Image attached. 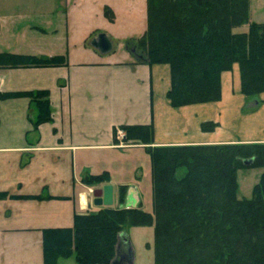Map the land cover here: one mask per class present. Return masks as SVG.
Segmentation results:
<instances>
[{
  "label": "trees",
  "instance_id": "obj_1",
  "mask_svg": "<svg viewBox=\"0 0 264 264\" xmlns=\"http://www.w3.org/2000/svg\"><path fill=\"white\" fill-rule=\"evenodd\" d=\"M105 15L113 18L109 6ZM147 21L143 36L132 42L134 56L169 64L172 106L220 100L222 72L235 63L242 93L264 92V22L250 21V0H147ZM245 24L248 31H234ZM59 64H66L63 55L0 54V68ZM18 95L38 108L35 129L52 119L49 90L1 96ZM216 126L204 122L202 130ZM122 127L127 139L153 140L152 125ZM147 153L153 211L118 206L76 214L73 227L44 230V264L72 255L78 264L117 263L129 254L127 229L140 225H154V264H264V143L150 146ZM249 168L263 171L251 196L239 197L238 172ZM109 180L103 171L86 182Z\"/></svg>",
  "mask_w": 264,
  "mask_h": 264
},
{
  "label": "crops",
  "instance_id": "obj_2",
  "mask_svg": "<svg viewBox=\"0 0 264 264\" xmlns=\"http://www.w3.org/2000/svg\"><path fill=\"white\" fill-rule=\"evenodd\" d=\"M74 9L67 11V15ZM53 11V7L39 0H0V54L51 56H44L41 50L34 51L36 48L33 47L28 50L20 47L27 41H39L47 34L43 18ZM99 33V28L90 31L91 45ZM94 53V59L73 61L71 69L68 68L74 76L89 69L95 74L83 79L79 75L81 80L71 79V85L66 88L68 102H76L78 95L82 103L94 104L98 96L104 95L98 100L96 109L104 106L106 112L109 109L119 115L128 107L127 110L135 111V115L107 123L101 138L99 132L76 135L72 124L70 133L63 135L54 134L46 123L33 130L27 122L16 127L17 132L11 130L15 136L0 139V264H44V230L71 228L76 214H86L101 207L94 203L93 196L99 184H88L86 178L103 171L110 175V171L107 168L94 170L93 163L89 162L92 156L88 154L115 149L118 146L116 128L152 125V146L264 143V92L257 97H246L242 93L237 63L231 70L222 72L220 100L174 107L167 97L171 87L168 64L137 62L134 52L132 58L123 60ZM53 70H60L61 75L70 74L64 67ZM42 81L37 86L27 85L20 90H50L51 86ZM2 90L5 91L0 87ZM25 104L27 112L32 110L37 117L35 103L27 98ZM65 110L70 111V106ZM204 122H213L217 126L212 131H204ZM96 158L101 159L99 155ZM109 181L102 186H113V203L118 201L122 185L132 188L128 197L130 205L137 201L133 189H145L144 179L140 180L137 173L129 180ZM149 185L151 190V177ZM72 257L75 258L74 255L60 258L58 264H71L67 260Z\"/></svg>",
  "mask_w": 264,
  "mask_h": 264
},
{
  "label": "rangeland",
  "instance_id": "obj_3",
  "mask_svg": "<svg viewBox=\"0 0 264 264\" xmlns=\"http://www.w3.org/2000/svg\"><path fill=\"white\" fill-rule=\"evenodd\" d=\"M39 2L54 8L50 15L43 18V26L46 28L47 34L43 35L39 41L24 42L20 48L28 50L33 47L36 48L33 49L34 51L41 50L44 56L51 54L49 57L63 55L66 64L54 66H5L0 68V87L5 89V91H0V139L6 140L15 136L16 127L27 122L32 125L33 130H38L42 124L46 123L48 127H52L51 131L54 134L63 135L70 133V124H72L75 125L76 135L86 134L88 136L91 133L104 132V126L111 121L127 120L129 116L135 115V111L127 110L129 109L128 107L119 115L116 114V111L112 112L109 109L106 112L104 106L101 109H96V104L99 103L98 100H101L104 95L98 96L94 104L82 103L77 95V101L70 104L68 102L69 92L66 88L71 85L72 78L81 80V78H90V76L95 75L91 72V69L77 72L75 76L72 72H69V69L73 66L71 64L73 61L94 59L96 57L94 52L102 55L99 50L91 45L93 37L90 31L94 30V28H99V32L110 36L112 47L103 53L104 56L117 60L133 57L132 49L135 47H133L132 42L140 39L147 29V0H39ZM106 5L113 11L112 19L105 15ZM74 7L75 9L71 11V15H67L66 12ZM250 10L252 21L264 22V0H250ZM247 28L248 25L245 24L234 29V31L245 32ZM40 54L37 55L40 57ZM90 54L93 56H90ZM63 67L70 73L69 75H61L60 70H53L54 68ZM42 79L43 84L51 86L49 100L52 119L41 123L35 129L33 121L37 117H35L34 111L28 110L27 112L26 110L25 99H29V97L18 95L3 98L1 95L27 91L20 89H24L27 85L37 86L41 84ZM9 88L17 90L8 91ZM103 102L106 103V100ZM83 105H85L84 108L86 109L83 108ZM67 106H70V111L65 110ZM31 109L33 108L31 107ZM90 126H93V128H90ZM119 128L115 129V140L118 146L115 149L98 150L96 153L90 152L88 155L90 156L91 154L92 157L89 162L93 163L96 171H103L107 168L110 171V179L113 181L129 180L137 173L140 180L144 179L143 187L145 189L142 190L139 187L133 189L137 201L135 204L133 203L134 205H130L128 197L132 188L129 189V186H126L122 196L124 198L121 200L122 192H120L119 188L117 202L114 201L113 205H105V207L101 205L99 209L95 208L96 210L91 212L118 206H141L144 210L153 211L152 189L150 190L149 188L151 162L147 153V148L153 146L150 143H144L141 138L127 139L126 131L123 127ZM11 130H15V132L13 133ZM119 130L124 135L123 139L118 138ZM103 136L104 133L98 137L101 138ZM134 136L139 137L141 135L135 134ZM98 155L101 159L96 158ZM262 171L260 168L239 170V197L251 196V190L258 182ZM105 182L110 181L98 183L99 188H102V183ZM141 195H143V202L141 201ZM140 202L143 205H140ZM127 230L134 251V264H154V225L131 226ZM74 259L72 257L71 260L67 261H71V264H76L77 262Z\"/></svg>",
  "mask_w": 264,
  "mask_h": 264
},
{
  "label": "water",
  "instance_id": "obj_4",
  "mask_svg": "<svg viewBox=\"0 0 264 264\" xmlns=\"http://www.w3.org/2000/svg\"><path fill=\"white\" fill-rule=\"evenodd\" d=\"M92 45L98 48L102 52H107L111 49V41L106 35V33H99L97 38H95L92 42ZM133 51V50H132ZM140 59H143L148 63V59L144 57V55H139ZM250 161H246V164H250ZM94 203L97 205H112L113 204V186L111 184H105L102 188H97L93 191ZM129 254L122 255L117 263L113 264H134V251L132 249L131 241L129 242Z\"/></svg>",
  "mask_w": 264,
  "mask_h": 264
},
{
  "label": "built area",
  "instance_id": "obj_5",
  "mask_svg": "<svg viewBox=\"0 0 264 264\" xmlns=\"http://www.w3.org/2000/svg\"><path fill=\"white\" fill-rule=\"evenodd\" d=\"M123 137H124L123 133L119 130L118 138L123 139Z\"/></svg>",
  "mask_w": 264,
  "mask_h": 264
},
{
  "label": "flooded vegetation",
  "instance_id": "obj_6",
  "mask_svg": "<svg viewBox=\"0 0 264 264\" xmlns=\"http://www.w3.org/2000/svg\"><path fill=\"white\" fill-rule=\"evenodd\" d=\"M134 49V54H136L137 53V49H136V47L135 48H133ZM122 253L124 252L123 250L121 251ZM123 255H128V253H124ZM122 255H120V257H121Z\"/></svg>",
  "mask_w": 264,
  "mask_h": 264
}]
</instances>
